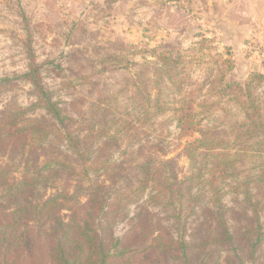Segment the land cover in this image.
<instances>
[{"label":"trees","instance_id":"trees-1","mask_svg":"<svg viewBox=\"0 0 264 264\" xmlns=\"http://www.w3.org/2000/svg\"><path fill=\"white\" fill-rule=\"evenodd\" d=\"M157 59L108 57L113 71L123 72L121 85L74 134L31 56L22 78L51 120L30 118L18 106L0 115V264H220L230 251L257 253L264 264V106L257 93L264 65L244 86L227 83L220 66L198 104L201 113L220 110V127L185 145L189 172L182 176L176 158L142 148L126 153L154 119L167 115L189 131L199 116L192 101L164 103L188 84L193 57ZM118 152L126 155L120 162ZM227 196L242 197L240 212L223 203ZM142 204L130 218V207ZM153 209L166 213L169 228L152 225ZM232 215L239 227L230 225ZM128 220L130 231L117 236Z\"/></svg>","mask_w":264,"mask_h":264},{"label":"rangeland","instance_id":"rangeland-1","mask_svg":"<svg viewBox=\"0 0 264 264\" xmlns=\"http://www.w3.org/2000/svg\"><path fill=\"white\" fill-rule=\"evenodd\" d=\"M173 1L176 5L171 4ZM211 27L220 26L206 10L204 0H0V82L11 80L0 84V115L8 106H18L28 109L30 118L51 120L43 108L36 107L35 89L22 78L29 71L31 56L40 68L44 88L68 118L69 130L81 134L89 127L91 113L100 98L121 85L123 72L113 71L108 57L122 55L136 62L147 58L156 63L160 55L186 54L193 57L189 82L181 91H170L164 103L180 106L192 101L199 114L194 128L184 131L167 115L160 116L143 129L138 143L126 149L130 154L142 148L176 158L184 176L189 172L188 160L182 154L185 145L200 138L207 128L220 127L216 121L221 117L218 108L201 113L198 107L220 66L226 69L229 84L244 86L254 74L263 73L262 43L256 39L236 42V38L219 37L211 32ZM257 93L264 106V86L258 87ZM131 114L132 120H138L137 113ZM124 157L118 152L114 161L120 162ZM240 200L242 197L227 196L223 203L240 212ZM143 205L130 207V218ZM152 212L156 213L152 225L158 220L159 226L170 227L165 212ZM198 220L195 216L189 219L188 235ZM229 222L233 227L240 226L233 215ZM261 223L264 231V213ZM131 226L129 220L118 225L116 235L123 237ZM187 240L191 238L188 236ZM258 255L230 251L223 253L219 261L257 264Z\"/></svg>","mask_w":264,"mask_h":264},{"label":"crops","instance_id":"crops-1","mask_svg":"<svg viewBox=\"0 0 264 264\" xmlns=\"http://www.w3.org/2000/svg\"><path fill=\"white\" fill-rule=\"evenodd\" d=\"M204 4L219 22L220 27H211V32L236 38V42L256 39L264 45V0H204Z\"/></svg>","mask_w":264,"mask_h":264}]
</instances>
